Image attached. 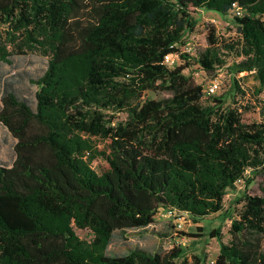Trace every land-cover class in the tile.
I'll return each instance as SVG.
<instances>
[{
	"label": "trees",
	"instance_id": "obj_1",
	"mask_svg": "<svg viewBox=\"0 0 264 264\" xmlns=\"http://www.w3.org/2000/svg\"><path fill=\"white\" fill-rule=\"evenodd\" d=\"M197 10L232 13L239 41L222 45L211 25L202 52L166 67ZM223 49L240 59L234 73L253 74L264 92V0H0V64L32 52L48 59L30 81L35 108L8 86L1 97L0 124L16 143L12 165H0V264H190L179 246L107 250L115 232L145 229L161 209L195 223L221 213L228 190L263 166L264 122L243 123L183 73L193 58L211 80L226 65ZM118 113L125 121L114 122ZM238 203L230 241L209 233L215 264H264V194Z\"/></svg>",
	"mask_w": 264,
	"mask_h": 264
},
{
	"label": "rangeland",
	"instance_id": "obj_2",
	"mask_svg": "<svg viewBox=\"0 0 264 264\" xmlns=\"http://www.w3.org/2000/svg\"><path fill=\"white\" fill-rule=\"evenodd\" d=\"M191 16L196 21V26L193 32L186 35L185 39L187 46L192 49V56L206 48L207 29L211 25L216 28V35L222 45L235 44L239 41L232 13L222 16L208 10H197ZM181 48L183 46L179 49ZM221 55L224 56L226 65L219 72L222 85L217 96L223 97V108L238 109L243 123L264 122V92H259L254 75L248 73L236 75L232 66L240 59L225 49L221 51ZM10 60V64H0V109L2 93L7 86L24 99L31 108H35L36 86L30 81L36 80L44 73L47 57L38 52H32L25 55H13ZM177 66L179 65L175 67ZM183 73L192 77L196 84H201L203 87L210 79V76L207 78L204 76L200 67L194 63L193 58L190 67ZM234 81L237 82L240 92L235 90ZM168 96L167 92H146L143 97L144 99L160 100ZM125 119V114L118 113L115 115L114 122H123ZM15 143L16 140L0 124V165L5 167L12 165L15 160ZM246 194L257 196L264 194V164L256 172L251 169L246 170L242 179L234 184V189L228 190L223 199L221 213L203 218L198 223L193 222L188 216H184L182 228L178 230L176 222L172 218L161 216L163 211L160 210L154 223L145 229L115 232L107 253L111 256H122L133 248H141L147 252L155 253L179 246L183 248L182 258L190 264L195 261V258L201 261L200 264H215V258L219 252V242L217 238H210L209 233L213 229L219 228L222 242L230 241L231 222L241 207L238 199ZM75 232L83 240L90 239L88 231L75 229Z\"/></svg>",
	"mask_w": 264,
	"mask_h": 264
},
{
	"label": "built area",
	"instance_id": "obj_3",
	"mask_svg": "<svg viewBox=\"0 0 264 264\" xmlns=\"http://www.w3.org/2000/svg\"><path fill=\"white\" fill-rule=\"evenodd\" d=\"M231 8H232V13L234 14V16H236V17L242 16V14H243L242 9L239 8L236 3H233L231 5ZM191 51H192L191 47L187 46V44H186L185 46H183V48L180 49L179 53L168 54V55L164 56L162 64L168 68H174L176 65H180V63H181L179 54H187L189 56H192L193 54L191 53ZM243 74H246V73L243 72ZM221 85H222V82L219 78V73H218V75L216 77H213L211 80H209L205 84V86L203 87L204 97L216 95L217 92L220 90ZM161 210L163 211V214H161V216H163L165 218H172L176 222L177 229L180 230L182 228V222H184V221H183L182 217H180L178 215V213L175 209L169 208V209H161Z\"/></svg>",
	"mask_w": 264,
	"mask_h": 264
}]
</instances>
